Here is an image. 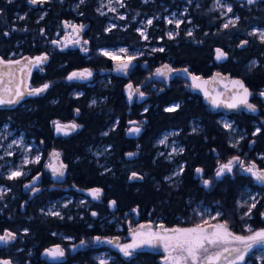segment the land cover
Listing matches in <instances>:
<instances>
[{"label": "trees", "instance_id": "1", "mask_svg": "<svg viewBox=\"0 0 264 264\" xmlns=\"http://www.w3.org/2000/svg\"><path fill=\"white\" fill-rule=\"evenodd\" d=\"M98 1L86 0L85 4H79V0H50L42 7H29L27 0H14L11 4L0 0V57L8 59L13 54L34 57L48 53L50 61L43 65L42 72L33 73L32 81L37 86L51 84L42 95L24 99L10 109H0V125L8 123L14 130L23 132L28 140L40 143L45 153L59 150L68 164L65 184L54 187V183L46 179L42 185L47 188L33 198L23 192L26 180L0 178V187L5 185L10 189L0 200V234L4 230L17 234L16 241L10 245V252L0 249V258L9 257L15 263L28 264L33 253L59 243V232L76 239L92 235V229L88 227L89 213L82 210L93 208L92 202L70 204L64 209L63 220L41 213L48 202L67 196L63 189L65 186L72 187L74 200L82 195L77 191L79 189L101 187L120 204L134 203L162 216L187 214V199L198 195L203 196L208 204L221 201L227 212L236 214V204L242 191L256 188L252 179L240 173L234 178L229 176L219 180L213 189L203 194L195 185L194 171L203 167L208 175L218 160L225 161L237 155L240 149L255 158L264 156V111L258 116H227L244 135L239 148L235 149L229 141L230 134L219 124L221 114H213L199 95L185 89L186 85L182 83L186 80L176 77L164 91L158 95L152 93L139 107H132L125 87L129 80L137 82L136 75L127 79L111 75L109 83L105 82L108 75L103 72L112 60L98 52L104 47L137 50L144 49L147 44L160 45L164 52L140 58L149 61L152 70L169 64L175 69L188 68L191 73L201 76H210L214 72L230 73L241 78L255 96L264 88V43L249 33H253L255 28L264 29V2L249 6L237 0H225L240 17L235 27L225 29L223 18L214 10V0H191V3L189 0H148L147 3L144 0H127L122 10L126 19L116 20L119 26L107 32L110 19L97 12ZM75 5L78 6L75 8ZM183 8L189 14L190 24L196 27L192 31L193 36L187 35L189 24L184 23L179 36L169 39L165 19L168 13ZM21 16L25 18L20 19ZM146 18L153 19L147 32L150 42L137 32L138 24ZM64 21L86 26L84 36L90 45L87 54L74 49L59 52L51 44L54 36L63 31ZM4 32L9 35L4 36ZM244 40L248 44L239 47ZM217 47L229 55L224 63L215 59ZM84 69L94 72L92 80L66 79L71 72ZM141 73L144 75L145 71ZM75 91L82 95L75 96ZM96 97L100 101L96 105L91 104ZM173 103H178L180 108L175 113L165 112L164 109ZM146 106L147 112L143 111ZM75 109H79L76 121L82 129L72 136L56 137L52 121L65 123L74 120ZM117 120L118 125L115 123ZM129 121L144 124L139 136L127 134ZM194 121L201 126L196 132L192 130ZM257 127H260V133L253 135ZM173 129L180 133L178 139L184 152L175 158L172 165L158 156V148L154 144L163 131ZM105 132L109 134L103 135ZM137 144L143 145L140 159L127 161L126 153L135 150ZM100 145L110 149L96 159L90 150ZM213 149L219 152L220 158H215ZM259 161L264 167V159ZM176 164L184 166L180 182L176 185L164 182ZM132 170L140 172L144 177L143 183L128 184L127 175ZM38 171L42 172L39 166L33 172ZM81 212L85 213L84 217H81ZM252 214L255 217L249 220L245 217L244 224L249 222L256 228H264L260 211L252 210Z\"/></svg>", "mask_w": 264, "mask_h": 264}, {"label": "snow or ice", "instance_id": "2", "mask_svg": "<svg viewBox=\"0 0 264 264\" xmlns=\"http://www.w3.org/2000/svg\"><path fill=\"white\" fill-rule=\"evenodd\" d=\"M14 0H7V3L11 4ZM29 5L36 6L40 5L41 7L45 3H49L50 0H27ZM63 2V0H61ZM145 3L148 2V0H144ZM247 4L253 5L257 3V0H246ZM86 0H79V4H85ZM113 3L119 4L120 7H125L124 0H108L107 4H102V8L99 9L101 15H105L106 13L103 11V7H107L109 11L116 12L117 9L113 7ZM189 3H191V0H189ZM216 9L220 10L224 9L226 13H233V8L229 4L223 3V0H215ZM44 15H47L45 12ZM82 15V13H81ZM20 19H24L25 17L21 16ZM41 19H43V15L41 16ZM119 19L125 20L126 16L120 15ZM240 17L236 16L235 18H229L227 20V23L223 25L225 29H228L230 26L235 27L239 23ZM188 23H191V20L187 21ZM167 23L169 25L174 24L176 29H179L180 26L185 23L182 19H175V14H173V18L167 19ZM153 24V19H148L146 21V25L144 28H138L137 32L139 35L147 41L149 39L147 35V26H151ZM63 27L65 29H71L72 33L76 34V39L74 43L76 45H80L81 51L87 54L88 48L86 45H88L89 41L83 40L81 42L80 33L84 30L86 27L84 24H74L70 21H64ZM116 27V25L109 26L106 31L111 32L113 28ZM27 29H25L26 31ZM13 31H16V29H13ZM43 34V30H42ZM179 33H173L169 32L168 38L173 39L175 35H178ZM4 36H8V32L3 33ZM59 35V33H57ZM188 36H193L192 30L187 31ZM249 35H255L258 36L260 41L264 43V31H260L257 33H249ZM69 39L68 36L64 37V40H52L51 43L59 48L60 51H63L64 48L67 46L66 42ZM248 44L247 40H244L241 42L239 47L243 48ZM153 52H164L165 49L163 47L160 48H154L152 49ZM216 55L215 59L217 61L226 60L228 58L227 53H225L223 50L217 48L215 50ZM15 55V54H13ZM99 55L107 57L108 59L116 62V71L119 73H122L124 75H128L129 70L134 66L133 62L138 59L139 55H142V53H129V50L127 48H121L119 52H112L108 50H100ZM49 59V56L47 53H44L39 56L35 57H25L23 60H8L5 61L3 57H0V66H3L4 69H11L12 65H19V71L21 73H24L25 71L28 72V75H31L32 68H39L40 71H43L42 65H44ZM185 73L187 74L192 84L196 87H201V83H198V81H201V78L199 76L192 75L188 68L183 69H173L168 65H164L162 69L156 70V76L165 77L168 78V74L170 73ZM10 74V73H9ZM93 73L89 69H84L81 71H73L71 72L66 79L68 81H74V80H88L92 77ZM217 78L221 79H227V77H221V74L218 72L216 75L212 78L213 81H216ZM4 83L3 80V73H0V85ZM9 84L12 83L11 80L8 81ZM203 84L208 83V81H202ZM232 88L236 91L233 92V95L230 97V101L226 103L224 106L230 109H236L240 105H243L248 111L255 113L258 111L255 104L249 103V96L252 95L250 93L249 89L245 86L242 80H231L230 81ZM24 84V80H20V85ZM51 87L50 83H45L40 87L35 88H25L24 90L21 89V87L18 85L13 92V89L11 88H3L0 90V106L2 105H14L18 104L25 95L28 96H39L43 93H45L49 88ZM5 93L9 94L6 98L4 95ZM79 95H82L79 94ZM208 93L205 91V96H207ZM261 97H264V91H261L259 93ZM127 97L129 103H132L134 97H138L139 99L143 100L145 98V93L141 91L139 88L133 89V85L129 84L127 86ZM212 104L214 107L220 106V101L218 96L212 98ZM92 104L95 105L96 101L93 100ZM180 108L179 104H174L172 106L166 107L164 109L167 113H175ZM147 112V108L144 110ZM76 115H79V109H76ZM117 125L119 124V120L115 122ZM146 123V121L144 122ZM52 124L54 126L55 132L57 135H64L68 136L71 135L72 132L77 131L81 125L71 122V123H61L59 120L52 121ZM129 124L131 127L128 128L127 134L128 135H135L139 136L143 130V124L138 121H129ZM223 127L228 130L232 131L233 126L231 123L225 122L223 124ZM193 132H196V129H193ZM260 133V128H257L253 135H258ZM109 133L105 132L103 135L107 136ZM179 133H172L170 135H178ZM168 136H165L162 140H160V144L168 146ZM43 143V141H41ZM252 143H255V141H252ZM12 144L16 146H20L23 144V139L15 140L12 142ZM12 144H10L8 147L9 149L12 147ZM239 142L236 144H233L232 147H238ZM26 152H31V148H26ZM184 149L183 148H177L176 146H171V151L168 154V158L171 159L173 155H180L183 154ZM15 153L11 150L5 151L3 155H0V160H3L5 156H13ZM128 158H132L136 155H138L137 152H128L126 153ZM161 155H164V153H161ZM60 153L53 151L51 153V158L55 160H59ZM261 159H264V156L260 157ZM41 161L40 155H35L32 158L25 157L22 166L15 169H9L6 172V179L9 181H15L21 177H23L26 173L23 170V165L27 164H39ZM239 166V168L244 172L249 174L257 183L264 185V170L258 168L255 162H252L248 165L245 164V161L242 160L239 156L233 157L231 160H229L227 163H222L216 170V179H220L223 177L226 173H232L233 168L235 166ZM48 168L51 169L53 176L57 178H63L65 175V170L67 169V165L64 164L62 161L59 163V166H55L52 163L48 164ZM196 173L203 176L204 170L202 168H196ZM184 167L181 166L180 170L176 173V175H183ZM144 177L136 172H132L129 176V180H143ZM166 179H172V177H167ZM39 180V176H36L30 184H26L25 187L29 189H33V195H35L37 192L40 191L39 187H34ZM203 185L205 188H209L212 185V181L205 179L203 181ZM10 191V189H6L4 187H0V200L4 199V196ZM88 195L93 200H99L102 195V189L100 188H93L88 190ZM250 201V202H249ZM249 201H245L244 203L239 204L240 207H247L248 211L244 213V216L251 217L252 210L257 207V204L259 203V200L256 196H250ZM82 203H86V201H82ZM63 207H68V204H64ZM110 207L115 209L116 207V201L112 200L110 201ZM43 211V210H42ZM133 211L138 212V209H134ZM48 216L58 217L61 220L64 219V216L59 210H52L50 209L45 213ZM197 214L201 216L202 220L201 223L196 224L194 227H188V228H165L163 225H160L159 231H143L142 229H150V226L148 225H141L140 229H134L133 230V243L130 244H124L119 245L115 244L113 240H107L103 241L99 236L95 238L97 243H108V244H115L116 247L119 248L120 252L123 253L125 257H131L134 252L137 249H140L142 247H163L164 251L167 253V257L165 260V264H221L222 259L226 261V264H242V262L245 259V255L248 251L251 250L254 244H262L264 245V230L255 231L249 227L248 232L251 233L250 235L244 236V235H236L233 231H231L229 227V222L227 220H224L222 222L217 223H211V220H217L219 221L220 216L222 213L216 212L215 215H210L209 210L205 209L203 211H198ZM208 214L209 218L205 219V215ZM92 216H96V212L91 213ZM262 216H264V213H261ZM243 218V217H242ZM207 225V227H205ZM27 234V230H25V235ZM17 239L16 233L4 230L2 234H0V244L2 245H8L12 242H14ZM70 239V238H69ZM85 242H81L80 246H83ZM76 247L74 246L71 250L75 251ZM45 256L51 257L53 259H63L66 255V250L59 245L49 248L44 252ZM0 264H12L11 260L6 259H0ZM100 264H106V262L102 259L100 261Z\"/></svg>", "mask_w": 264, "mask_h": 264}, {"label": "flooded vegetation", "instance_id": "3", "mask_svg": "<svg viewBox=\"0 0 264 264\" xmlns=\"http://www.w3.org/2000/svg\"><path fill=\"white\" fill-rule=\"evenodd\" d=\"M237 1L240 3H247L246 0H237ZM262 2H264V0H257V3H255V4H259ZM253 5H249V6H253ZM62 30H63L62 32H63L64 37L66 35L69 36V39L66 42L67 46L64 48L63 51L72 50V49H74V50L80 49L79 45H73L74 40L72 38V36H73L72 30H68L65 28ZM84 34H85V29L83 32V38L85 39ZM64 37H63V39H64ZM63 39H61V41H63ZM54 40H60V37H57ZM55 49L57 51L61 52L59 50V48H57L56 46H55ZM224 52H225V50H224ZM21 56H22L21 54H18V55L15 54V55H11L10 57H8V59H5V58H3V59L5 61L21 60ZM133 65H134L133 66L134 71L131 75L132 76L136 75V81L137 82L129 80L128 83L131 82L133 84V89L138 88L141 85L143 86L141 91H143L146 95V98L144 101H147L150 98L152 93H155L158 95L161 91H164V89L166 87L170 86L172 81L169 82L168 79L165 77L163 79L159 80L158 77H160V76H156V70L159 69L161 66H159V68H153V70H152L151 68H149V61L142 60V59H137V61L133 62ZM42 67H43V65H42ZM111 69H112V64H110V66L107 69H105L107 71L106 74L108 75L107 76L108 78L111 75L112 76L118 75V74L114 75L111 72ZM142 71H145L144 75H142L143 74V73H141ZM39 72H42V71L39 70ZM0 73H3V80H4V83L2 85H0V90H2L5 87L12 89V87H13L12 85L14 84V81H15L14 76L9 75V74L7 75L3 71H0ZM92 73L94 74V72H92ZM101 74H103V73H101ZM106 74H104V75H106ZM33 76H34L33 74L30 75L28 82L31 83V85H33L34 87H39L37 85H34V83L32 81ZM118 76H122V75H118ZM123 77H125V76H123ZM129 77H127V78H129ZM93 78H94V76L88 80H92ZM9 80L12 81L11 84L8 83ZM149 80H150V82H149V84H147V82ZM109 81H110V79H109ZM29 83H28V85H29ZM187 86H188V84H186L185 89H187L189 91L190 89H188ZM263 89L264 88H261L256 93V95L253 96V99H252V103L255 104L257 107H260V112L264 111V97H261L259 95V93L261 91H264ZM4 95L7 96L9 94L5 93ZM74 95L79 96V92L75 91ZM126 95H127V92H126ZM138 101H139V98L134 97V99H133L132 103H130V105L132 107H134L135 105L139 107V105L144 103V101L142 103H140ZM0 109H7V108H0ZM237 114H245V113L240 112ZM237 114H229V115H237ZM221 115H224V114H221ZM74 116H75L74 120H71V121H76V118L79 117L78 115H76V109H75ZM143 129H144V124H143ZM139 146H141L140 149H139ZM142 147H143V145L137 144L136 149L133 150L132 152H137L138 155L132 157L131 159L128 158L127 155H125L126 160L127 161H131V160L137 161L138 159H140L139 152L142 151ZM52 151H57V150L55 149ZM216 151H217L216 149H213V153L215 155V158L218 159V158H220V154H219V152H216ZM250 154L251 153L243 151L240 149L237 155L232 156V157H228V159L231 160L233 157L239 156L242 160L245 161L246 165H248L252 162H255L256 165L258 166V168L264 170V167L260 166V163H259L260 162L259 160L261 159L260 156L255 158V157H252ZM158 156L160 158H162L163 160L169 162L172 165L175 164V159L171 162L164 155H158ZM261 157H262V155H261ZM51 161L54 163L56 160H53L51 158ZM62 161L64 164H66L63 159H62ZM222 162H223L222 160H218L217 164L212 165L210 168L211 172L208 175L205 172V169L203 167H199V168H202L204 170L203 176L197 174L196 171H194L195 172V174H194L195 185L199 187V190L201 193L205 194L206 192H208V190L214 188V186H215L214 183L219 182V180L224 179V178H220L219 180H215L216 170L220 166V164H222ZM66 165L68 168V164H66ZM174 168L175 167H173L172 171L174 170ZM43 171L44 172L40 173V175H39V177H40L39 182H44L47 179L56 185L65 184L66 177L64 179V182H62V183L56 182V178L53 176L51 169L48 168V165L45 167V169ZM67 171L68 170L66 169L65 174L67 173ZM172 171H170L165 176L164 182L166 181L171 185H176L177 183L180 182V179L176 183L170 182L168 179H166L167 177H169V175L172 173ZM132 172H136V173L140 174V172L135 171V170H132ZM132 172L128 173V175H127L129 185H131L132 183H136V182L139 184L144 182L143 181L144 179L143 180H132V181H130L129 176L131 175ZM45 173H46V176H44ZM240 173L246 175L248 178L253 180V182L256 185V188H255L256 192H259L261 194H262V192L264 193V186L261 187V186L257 185L256 181L249 174L244 173L239 168L238 165L233 168L232 177L234 178L235 176L240 175ZM49 174L52 177H50ZM205 179L212 181L211 187H209V188L204 187L203 181ZM46 188H47V186H44V190ZM93 188H97V187H93ZM63 189L67 192V196L69 195L70 197L75 199L73 192H71L72 187L65 186V187H63ZM89 189H87V190H89ZM100 189H102V188L100 187ZM102 190L104 191V196L101 199V201H97V200H93V199H87L84 196L83 192H81L80 189L77 190L78 192L80 191V193L82 194L81 196H84L86 202H92L94 204L93 208H91V207L86 208V209L82 208V210L84 212H85V210H87L89 213L88 227L90 229H92V235H90L88 237H82L81 239H76L72 235H67L64 232H59V234H57V236L60 237L59 243L52 244L49 246V248H53L54 246H57V245L61 246L62 248H64L66 250L65 257L63 259H53L51 257L45 256L44 252L47 249H49V248H47V249H44L43 251H38L37 253H33L32 254L33 259H32V261H29L28 264H98L99 257H100L99 254L103 253V251L108 252L109 255H111V257H112L111 262L109 264H165L167 253L164 251L163 247L151 248V247L145 246V247H142L140 249H137L131 257H125L123 255V253L120 252L119 248L115 246V244L124 245V244L133 243V230L134 229H140L141 225L150 226V229H148V228L142 229L143 231H148V230L159 231L160 225H163L165 228H169V229L176 228V227H179V228L194 227L196 224L201 223V220H202V218L201 217L198 218L194 212L195 208H197V205L199 203L204 204L206 207H211V208H213L219 212L221 211L224 213L226 211L225 207L223 206L221 201H216V202H213L212 204H210V203L208 204L205 202V199L203 198V196L198 195V196H192V199L191 198L187 199V206H188V213L187 214L184 215V214L177 213L176 215L172 214V215L162 216L157 211L154 212L153 210H148L145 207H141L140 205H137L134 203L133 204H125V203L120 204L118 202V200H115L113 197H111V195L108 194V192L106 190H104V189H102ZM25 193L27 194V192H25ZM32 196H33V192L31 193L30 198ZM112 199L116 201L115 209L110 207V201H112ZM77 204H79V203H77ZM259 204H261V206L257 204L258 210L261 211V209H263V207H264L263 201H260ZM134 209H138V212L133 211ZM92 212H96L97 215L92 216L91 215ZM223 213L220 216L221 218L218 222H222V220L224 221L225 218L223 217L224 216ZM233 213L234 212H231V214H232L231 219H229L228 217L226 219L229 222V227L233 230V232L236 235H244L245 236L244 218H241V216H239V214H237V213L236 214H233ZM82 216L84 217L85 213L81 212V217ZM253 217H255L254 214H253ZM205 227H207V225H205ZM253 228L257 229L255 226H253ZM97 236H99L101 238V240H105V241L113 240L114 237H116L117 240L115 241V244H113V245L108 244V243L101 244V243L96 242L95 238ZM82 241L85 242V244L83 246H80ZM14 242H12L8 245L13 244ZM8 245H6L0 249L5 250ZM258 245H260V244H254L253 247L251 248V250L247 252V254L245 255V259L242 262V264H247L248 262H251L252 264L258 263L257 260L255 259V257L253 256V254L248 255L249 252L254 253V251L257 250ZM74 246H79V247H76V250L72 251L71 249ZM10 260H12V259H10ZM221 264H226V261H222Z\"/></svg>", "mask_w": 264, "mask_h": 264}, {"label": "rangeland", "instance_id": "4", "mask_svg": "<svg viewBox=\"0 0 264 264\" xmlns=\"http://www.w3.org/2000/svg\"><path fill=\"white\" fill-rule=\"evenodd\" d=\"M127 0H124V4H125V2H126ZM108 3V0H99L98 1V3H97V12L100 14V11H99V9H101L102 8V4H107ZM223 3H225V4H229V5H231L230 3H227L226 1H224L223 0ZM29 5V4H28ZM31 5H29V7H30ZM78 5H75V8L77 7ZM38 7V6H37ZM113 7L114 8H116L117 9V11L116 12H111V11H109L108 10V8L107 7H103V11L106 13L105 15H101L100 14V16H105V17H108L109 19H110V22H109V25H108V27L109 26H111V25H116V27H118L119 26V24L117 23V21L116 20H121V19H119V16L120 15H124L125 16V13H123L122 12V10H123V8L124 7H120L119 6V4H117V3H113ZM214 10L216 9V4H215V0H214ZM233 8V7H232ZM215 11H217V12H219V15L221 16V19L223 18V21L225 22V23H227V20L229 19V18H235L236 17V14L234 13V11H233V13H226L225 11H224V9H220V10H215ZM173 14H175V19H182V20H184L185 21V23H187V24H189L188 25V28H187V31L188 30H194L196 27L195 26H193V25H191L190 23H188L187 21H189V20H191L190 18H188V16H189V14L187 13V10H186V8H183V9H181V10H178V11H172V12H170V13H168V16L166 17V19H165V25L167 26V31H166V36H168L167 34L169 33V32H173V33H176V32H178L179 33V31L181 30V28L183 27V25H184V23L180 26V28L179 29H176L175 28V25L174 24H172V25H169L168 23H167V19H169V18H173ZM43 15V14H42ZM24 17V16H23ZM127 17V16H126ZM148 19H152V18H146L145 20H142V21H140V23L138 24V26H139V28H144L145 27V25H146V21L148 20ZM73 23V22H72ZM76 24V23H75ZM79 25V24H78ZM149 27L150 26H147V32H148V29H149ZM115 28V27H114ZM113 28V29H114ZM63 29H64V27H63ZM85 30H86V27L84 28ZM260 31H264V29H259V28H255L252 32L253 33H257V32H260ZM59 33V32H58ZM62 33V34H61ZM177 36H179V35H175V37H177ZM255 36V35H254ZM57 37H60V40L61 39H63V32H60L59 33V35H55L54 36V38H57ZM174 37V38H175ZM257 38H259L258 36H257ZM86 39V38H85ZM150 40L151 39H148V42H150ZM260 40V39H259ZM52 41V40H51ZM88 41V40H87ZM52 44V43H51ZM54 46V45H53ZM89 43H88V45H86V47L89 49ZM161 46L160 45H152V44H147V46L146 47H144V49H137V50H131V49H129L128 47H115V48H110V47H104V48H101V49H99V51L100 50H108V51H112V52H119V50L121 49V48H127L128 50H129V53H142V55H139L138 56V59H140V58H142L143 56H148V55H152V53H156V52H153L152 51V49H154V48H160ZM79 48L80 49H78V51H80V52H82L81 51V47H80V45H79ZM89 51V50H88ZM83 53V52H82ZM98 54H99V52H98ZM22 57H24V56H21V58ZM104 57V56H103ZM105 58V57H104ZM107 58V57H106ZM137 61V60H136ZM112 62H114V61H112ZM33 70H31V75L33 74V73H35L36 71H38L39 72V68H32ZM105 82H107V83H109L108 81H109V78L108 77H106V79L104 80ZM185 81V80H184ZM29 83V82H28ZM183 85H186V84H188L187 82H184V83H182ZM29 88H31V87H34L33 85H31V83H29ZM93 100H95L96 101V104L100 101V99H99V97H96V98H93L92 100H91V104H92V101ZM95 104V105H96ZM174 104H178V103H173L172 105H174ZM172 105H170V106H172ZM145 108H148L147 106L146 107H144L143 108V111L145 110ZM219 124L221 125V127L224 129V130H226L224 127H223V124L225 123V122H227V123H231L232 124V126H233V129H232V131H228V130H226V131H228V133L230 134L229 135V141H230V143H231V145H233V144H236L237 142H239V144L241 143V140H242V138H243V132L241 131V130H239V129H237V127H236V125L234 124V122L231 120V119H229L228 117H227V115L225 116V115H221L220 116V118H219ZM71 122H75V123H77V124H79L77 121H69V122H65V123H71ZM141 122V121H140ZM61 123H64V122H61ZM142 123V122H141ZM80 125V124H79ZM51 127L53 128V131H54V134H55V136L56 137H60V138H65V137H68V136H72V135H75L78 131H80L81 129H82V126L77 130V131H75V132H72V134L71 135H68V136H64V135H57L56 134V132H55V129H54V126H53V124H51ZM130 127H131V125H130ZM201 126H200V124L198 123V121H194V123L192 124V130L195 128L196 130L197 129H199ZM257 128H260V127H257ZM256 128V129H257ZM172 133H179V131L178 130H175V129H173V130H166V131H163L162 132V135L159 137V138H157V140L155 141V144L154 145H156V147L158 148V155H161V153H164V156L165 157H167V159L169 160V161H173L176 157H179L180 155H173L172 157H171V159H169L168 158V154L170 153V151H171V146H176L177 148H183V146H182V144L181 143H179V139H178V137H179V134L178 135H170V134H172ZM165 136H168L169 137V139H168V146H165V145H162V144H160L159 142H160V140H162ZM23 139V144L22 145H20V146H16V145H14V144H12V142L13 141H15V140H20V139ZM10 144H12V147L9 149V145ZM239 144H238V146H239ZM26 148H31L32 149V151L29 153V152H26L25 151V149ZM235 149L236 148H238V147H234ZM109 149H110V147H108V146H104V145H100V146H98L97 148H93V149H91L90 151H91V153H92V155H94V158H96V159H99V156H101V155H103V154H107V152L109 151ZM184 149V148H183ZM8 150H11V151H13L14 153H15V155H13V156H5L4 157V159L3 160H0V178H6V172H7V170H9V169H15V168H19V167H21L22 166V163H23V161H24V159H25V157H29V158H32V157H34L35 155H40L41 156V161H40V163L39 164H35V163H32V164H27V165H23V170H24V172L26 173L23 177H21V178H19V179H22L23 181L24 180H26L25 182H24V185H23V192H27V194H29V195H31V193L33 192V189H29V188H26L25 187V185L26 184H30L31 182H32V180L36 177V176H39L40 175V173H43L44 171V169H45V167L49 164V163H52L53 165L55 164V162L53 163L52 161H51V153L53 152L52 150L51 151H49V152H46L45 153V151L43 150V148H42V146L40 145V143H38V142H36L34 139L33 140H28L27 139V137H26V135L23 133V132H18V131H16V130H14L12 127H10V125L8 124V123H6V124H3V125H0V155H3L4 154V152L5 151H8ZM57 151H59V150H57ZM56 151V152H57ZM62 154V153H61ZM61 160H62V155H61ZM230 159H228L227 161L225 160V161H223L222 163H227L228 161H229ZM104 164L105 165H107V163H105L104 162ZM37 166H39L40 167V169L42 170V172H39V173H37V172H33L34 171V168L35 167H37ZM181 166L182 165H179V164H177L176 166H175V168H174V170L172 171V173L169 175V177H172V179H168L170 182H177L179 179H180V175H176V173L180 170V168H181ZM108 170H110V169H108ZM233 174L232 173H227V174H225L223 177H221V178H225V177H229V176H232ZM49 176L50 177H52L50 174H49ZM65 177L67 178V173L65 174ZM215 180H219V179H216V177H215ZM39 181H40V178H39ZM42 183L43 182H40V185H39V188H40V190L41 191H43L44 190V186L42 185ZM54 187H57V186H59V185H56V184H54L53 185ZM1 187H4V188H6V189H8L5 185H3V186H1ZM256 196L257 197V199L259 200V202L260 201H263V204H264V193L262 192V194L261 193H259V192H256L254 189H245L244 191H242V193H241V196L238 198V201H237V204H236V206H237V208H238V212H237V214H239V216H241V218H242V216H243V218H245V217H247V216H244V213L245 212H247L248 211V209H247V207H240L239 206V204H241V203H244L245 201H249V198H250V196ZM82 201H86L85 200V198H84V196H81V197H79V199H77V200H74L72 197H70L69 195L68 196H64L63 198H59V199H57V200H53V201H50V202H48L47 203V206H45L42 210H41V213L42 214H44L45 216H48V215H46L45 213L47 212V211H49L50 209H52V210H59L61 213H62V215L64 216V209H65V207H63V205L64 204H68V206L70 205V204H72V203H75V204H77V203H82ZM250 202V201H249ZM258 205H261V204H259L258 203ZM258 205H257V207L255 208V209H258ZM67 208V207H66ZM246 208V210L245 211H243V209H245ZM205 209H207V210H209V214L210 215H215V213L216 212H219V211H216L215 209H213V208H211V207H206L204 204H202V203H199L198 205H197V208H195V210H194V212H195V214H196V216L199 218V217H201V216H199L198 214H197V212L198 211H203V210H205ZM255 209H253V210H255ZM220 213H223V212H221L220 211ZM261 213H264V207H263V209H261V211H260V215H261ZM223 217L225 218L224 220H226L227 219V217L229 218V219H231V216H232V214L228 211H225L224 213H223ZM205 219H208L209 218V215L208 214H206L205 215V217H204ZM221 218V217H220ZM220 218H219V220H220ZM248 218V220L249 219H253L254 217H253V214H251V217H247ZM260 218L261 219H264V216H260ZM223 221V220H222ZM230 221V220H229ZM210 222H212V223H217L218 221L217 220H211ZM244 230H245V236H247V235H250L251 233H249L248 232V228L250 227L252 230H253V232H255V231H260V230H264V228H257V229H254L253 228V226H251V224H249V222L248 223H246L245 225H244ZM231 229V228H230ZM231 231H233L232 229H231ZM11 251V249H10V245H8L7 247H6V249H5V252H10ZM253 254V256L255 257V259L257 260V264H264V245H262V244H260V245H258L257 246V250H255L254 251V253L253 252H249V254L248 255H252ZM100 255V257H99V261H98V264H100V261L103 259L105 262H106V264H109L110 262H111V259H112V257H111V255H109V253L108 252H106V251H103V253H101V254H99ZM9 258V257H8ZM0 259H5V258H0ZM10 259V258H9ZM12 261V264H18V262L17 263H15V262H13V259L11 260ZM247 264H252L251 262H248Z\"/></svg>", "mask_w": 264, "mask_h": 264}, {"label": "water", "instance_id": "5", "mask_svg": "<svg viewBox=\"0 0 264 264\" xmlns=\"http://www.w3.org/2000/svg\"><path fill=\"white\" fill-rule=\"evenodd\" d=\"M32 6V5H31ZM38 5H36V6H32V7H37ZM75 24V23H74ZM78 25V24H77ZM68 30H71L70 28L68 29ZM83 32H84V30L80 33V38H81V42L83 41V40H85L84 38H83ZM66 36H68V35H66ZM69 37V36H68ZM72 38H73V40L75 41V39L77 38L76 37V34L75 33H73V36H72ZM64 40V39H63ZM73 45H76L74 42H73ZM217 48H219V49H221V50H223L224 51V49H222V48H220V47H217ZM216 48V49H217ZM89 52V51H88ZM87 52V53H88ZM226 53V52H225ZM42 54H44V53H40L39 55H42ZM48 54V53H47ZM39 55H36V56H39ZM215 55H216V52H215ZM48 56H49V59H48V61L45 63V64H47L48 62H49V60H50V55L48 54ZM227 56L229 57V55L227 54ZM25 57H31L30 55H26V56H24V57H22L21 58V60H23ZM35 57V56H34ZM225 60H222V61H218V62H221V63H223ZM164 65H168V66H170L169 64H164ZM164 65H162L159 69H162L163 68V66ZM19 65H12V67H11V69H4L3 68V66H0V71H3L4 73H6L7 75L9 74V75H12V76H14V78H15V81H14V84L12 85L13 87H12V89H13V92H14V89L19 85L20 87H21V89L22 90H24L25 88H29V86H28V80H29V75H28V72L27 71H25L24 73H21L18 69H19ZM171 67V66H170ZM172 68V67H171ZM116 62H112V69H111V72L114 74V75H116V74H118V75H122V76H125L126 78L127 77H129L132 73H133V67L129 70V72H128V75H124V74H122V73H119V72H117L116 70ZM173 69H175V68H173ZM189 70V69H188ZM106 70H105V72H103L104 74H106ZM189 72H190V70H189ZM191 73V72H190ZM216 73H218V72H214V74H212V75H210V76H201V75H196V74H194V73H191L192 75H195V76H199L200 78H201V81H198V83H201V87H196V86H194L193 84H192V81H191V79H190V77L187 75V74H185V73H176V72H173V73H170V74H168V81L169 82H171L172 80H174V78L175 77H179V78H183L184 80H186L187 81V83H188V86H187V88L188 89H190L191 90V93L193 94H197V95H199L202 99H203V103L205 104V106L209 109V110H211V112L213 113V114H224V115H229V114H237V113H240V112H243V113H245L246 115H251V116H258L259 115V113H260V107H257V109H258V111L257 112H255V113H252V112H250V111H248L243 105H240L238 108H236V109H230V108H227V107H225L224 105L226 104V103H228L229 101H230V97L233 95V92H235L236 90L235 89H233L232 88V85H231V83H230V81L231 80H242L241 78H239V77H233V76H231L230 75V73H222V72H219L220 74H221V77H227V79H221V78H217V80L216 81H213V77L216 75ZM164 77H158V79L160 80V79H163ZM21 79H23L24 80V84L23 85H20V80ZM202 81H208V83H206V84H203L202 83ZM243 81V80H242ZM149 82H150V80L147 82V84H149ZM243 83L245 84V82L243 81ZM129 84H132L131 82L130 83H128L127 85H126V87H125V92H127V86L129 85ZM43 85V84H42ZM41 85V86H42ZM133 85V84H132ZM245 86H246V84H245ZM40 87V86H39ZM248 89H249V91H250V93H252V91L250 90V88L248 87V86H246ZM31 88H35V87H31ZM140 90H142V88H143V86L141 85V86H139L138 87ZM264 90V89H263ZM205 91L208 93V95L207 96H205ZM42 95V94H41ZM8 96V95H7ZM7 96H6V98H7ZM218 96V98H219V101H220V106L219 107H214L213 106V104H212V98H214V97H217ZM31 97H35V96H28V95H25L24 96V98L22 99V100H24V99H27V98H31ZM145 98H146V95H145ZM145 98L143 99V100H141V99H139V101L138 102H140V103H142L144 100H145ZM252 99H253V93H252V95H250L249 96V103H252ZM21 100V101H22ZM20 101V102H21ZM20 102L18 103V104H20ZM18 104H14V105H2V106H0V108H7V109H10V108H12V107H15L16 105H18ZM253 104V103H252ZM141 148V146H139V149ZM57 152H59L60 153V157H59V160H56V162H55V166H59V163L62 161L61 160V152L60 151H57ZM53 160H55V159H53ZM63 162V161H62ZM65 172H66V170H65ZM40 178V177H39ZM56 178V182H59V183H62V182H64V179H65V175L63 176V178H57V177H55ZM257 183V182H256ZM39 185H40V182H39V180H38V182H37V184L34 186V187H39ZM257 185H259V186H264V185H261V184H259V183H257ZM90 189H93V188H90ZM81 192H83V194H84V196L87 198V199H92L89 195H88V190H81ZM40 193V191L39 192H37L36 194H39ZM36 194L35 195H33L31 198H33L34 196H36ZM103 196H104V191L102 190V195H101V197H100V199L99 200H97V201H101V199L103 198ZM113 200V199H112ZM17 235V234H16ZM117 240V238L116 237H114L113 238V241L115 242ZM103 241H105V240H103ZM101 244H105V243H101ZM111 245H113V244H111ZM4 246H6V245H2V244H0V248H3ZM55 247V246H54ZM61 247V246H60ZM6 260H10L9 258H5ZM222 261H224L223 259H222ZM222 261H221V263H222Z\"/></svg>", "mask_w": 264, "mask_h": 264}, {"label": "bare ground", "instance_id": "6", "mask_svg": "<svg viewBox=\"0 0 264 264\" xmlns=\"http://www.w3.org/2000/svg\"><path fill=\"white\" fill-rule=\"evenodd\" d=\"M181 69H183V68H181Z\"/></svg>", "mask_w": 264, "mask_h": 264}]
</instances>
